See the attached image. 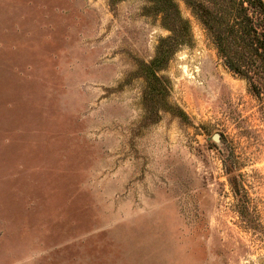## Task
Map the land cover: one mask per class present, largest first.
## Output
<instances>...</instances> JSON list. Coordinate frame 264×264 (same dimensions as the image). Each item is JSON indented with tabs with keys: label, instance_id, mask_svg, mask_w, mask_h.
<instances>
[{
	"label": "rangeland",
	"instance_id": "obj_1",
	"mask_svg": "<svg viewBox=\"0 0 264 264\" xmlns=\"http://www.w3.org/2000/svg\"><path fill=\"white\" fill-rule=\"evenodd\" d=\"M172 1L0 0V264H264V0Z\"/></svg>",
	"mask_w": 264,
	"mask_h": 264
},
{
	"label": "trees",
	"instance_id": "obj_2",
	"mask_svg": "<svg viewBox=\"0 0 264 264\" xmlns=\"http://www.w3.org/2000/svg\"><path fill=\"white\" fill-rule=\"evenodd\" d=\"M164 0H156L157 6L159 8V13L162 14V20L165 22L164 25L169 30L170 35L159 41L156 48V53L154 58L145 67L146 70H159L162 64L171 56L177 47L182 44H186L190 40L189 25L187 21H184L178 12L176 4L172 0H167V9H164L162 2ZM194 14L199 16V7L194 5ZM235 70V68H234ZM236 73L237 68L235 70ZM245 78L249 79L250 87L253 92L259 94V90L256 88L255 84L250 80L248 75H243ZM237 158H233L231 163L226 167V174L228 176V182L232 189L234 199L236 201L237 212L245 222L246 226L253 231H257L258 225L254 217L248 215V200L247 195L243 191L242 183L237 173Z\"/></svg>",
	"mask_w": 264,
	"mask_h": 264
}]
</instances>
